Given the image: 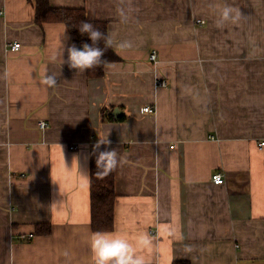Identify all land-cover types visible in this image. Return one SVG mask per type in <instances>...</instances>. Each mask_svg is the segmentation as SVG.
I'll use <instances>...</instances> for the list:
<instances>
[{
  "label": "crops",
  "instance_id": "0c3cea01",
  "mask_svg": "<svg viewBox=\"0 0 264 264\" xmlns=\"http://www.w3.org/2000/svg\"><path fill=\"white\" fill-rule=\"evenodd\" d=\"M50 2L132 47L89 77L66 63L78 45L65 22L0 0V264H92L90 168L111 150L113 230L146 233L149 264H264V0ZM224 6L241 17L218 29Z\"/></svg>",
  "mask_w": 264,
  "mask_h": 264
},
{
  "label": "clouds",
  "instance_id": "9594fccd",
  "mask_svg": "<svg viewBox=\"0 0 264 264\" xmlns=\"http://www.w3.org/2000/svg\"><path fill=\"white\" fill-rule=\"evenodd\" d=\"M240 17L241 12L238 8L224 6L218 10V18L215 21V26L218 29H222L229 22H238ZM78 29L82 35L87 34L89 36L92 44L83 43L82 48H78L75 44L67 47L68 57L66 63L70 68L84 72L104 63L102 57L104 56L105 49L98 46L99 42L104 40L105 47L111 48L113 47L114 41L110 36L106 37L99 29L94 28L93 24L88 20L82 21ZM131 47L132 44L130 41H122L116 44V54L120 55L122 50ZM104 66L110 68L113 65L111 63H105ZM42 83L49 87H54L57 83L56 76L47 75ZM117 165L116 150L99 153L97 166L99 169H103L104 174L115 169ZM53 181L56 182L54 178ZM88 243L91 251L92 264H149L145 253L150 249L151 242L146 233H138L130 236L119 229L113 231L99 230L90 234Z\"/></svg>",
  "mask_w": 264,
  "mask_h": 264
},
{
  "label": "trees",
  "instance_id": "16d2710c",
  "mask_svg": "<svg viewBox=\"0 0 264 264\" xmlns=\"http://www.w3.org/2000/svg\"><path fill=\"white\" fill-rule=\"evenodd\" d=\"M36 6V22L42 23L47 20H56L65 22L69 31L75 35L78 47L83 43L92 44L87 34L79 32V26L82 21H90L94 28L99 29L105 36L108 35V20H94L88 17L87 10L81 8H66L52 6L50 0H34ZM99 47L105 49L102 63L100 66L88 69L89 77H100L106 72L105 63L109 61L120 60L121 57L116 54L113 47L106 48L104 40L98 44ZM103 120H125L126 115H115L114 113L105 115L103 110ZM91 207H92V228L94 231H112L115 226V200L117 191L115 188V169L107 174L103 173V169L97 166V160L91 162ZM52 226L50 223H37L35 234H50ZM27 239V238H26ZM173 264H192L190 260L178 259Z\"/></svg>",
  "mask_w": 264,
  "mask_h": 264
},
{
  "label": "built area",
  "instance_id": "2783aa9c",
  "mask_svg": "<svg viewBox=\"0 0 264 264\" xmlns=\"http://www.w3.org/2000/svg\"><path fill=\"white\" fill-rule=\"evenodd\" d=\"M197 22L199 23H203L204 21L202 19H197ZM21 46V43L18 41H15L11 44V48L13 50H18L19 47ZM149 59L153 62H156L158 59V53L156 49L151 50V52L149 53ZM157 83L161 86H166L167 85V81L165 79H158ZM144 111H149V112H154L155 111V107L152 105H146L143 107ZM39 126L42 127L43 129L46 128L48 126V122L44 119H40L39 120ZM264 144V142H262ZM173 147V146H171ZM212 180L214 183L216 184H222L225 181V177L224 174L220 171H217L215 173H213L212 175Z\"/></svg>",
  "mask_w": 264,
  "mask_h": 264
},
{
  "label": "water",
  "instance_id": "95a60500",
  "mask_svg": "<svg viewBox=\"0 0 264 264\" xmlns=\"http://www.w3.org/2000/svg\"><path fill=\"white\" fill-rule=\"evenodd\" d=\"M83 47V45H80L78 48H82ZM117 112V111H116Z\"/></svg>",
  "mask_w": 264,
  "mask_h": 264
}]
</instances>
